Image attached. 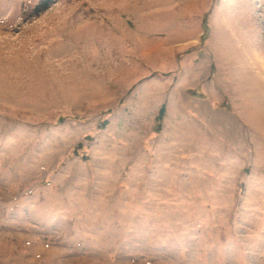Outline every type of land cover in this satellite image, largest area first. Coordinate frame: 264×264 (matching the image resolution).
<instances>
[{
	"label": "rangeland",
	"instance_id": "1",
	"mask_svg": "<svg viewBox=\"0 0 264 264\" xmlns=\"http://www.w3.org/2000/svg\"><path fill=\"white\" fill-rule=\"evenodd\" d=\"M0 264H264V0H0Z\"/></svg>",
	"mask_w": 264,
	"mask_h": 264
}]
</instances>
